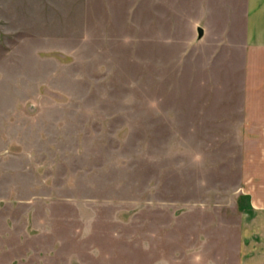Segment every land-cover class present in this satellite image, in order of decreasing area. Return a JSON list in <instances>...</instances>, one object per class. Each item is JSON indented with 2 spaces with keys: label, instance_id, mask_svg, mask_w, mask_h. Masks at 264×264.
<instances>
[{
  "label": "rangeland",
  "instance_id": "1",
  "mask_svg": "<svg viewBox=\"0 0 264 264\" xmlns=\"http://www.w3.org/2000/svg\"><path fill=\"white\" fill-rule=\"evenodd\" d=\"M224 6L0 0V264H243L264 134Z\"/></svg>",
  "mask_w": 264,
  "mask_h": 264
},
{
  "label": "crops",
  "instance_id": "2",
  "mask_svg": "<svg viewBox=\"0 0 264 264\" xmlns=\"http://www.w3.org/2000/svg\"><path fill=\"white\" fill-rule=\"evenodd\" d=\"M221 4H227L224 10L227 8L237 20L238 47L244 57L243 92L248 102L244 107L243 121L254 124L252 129L264 134V104L257 105L259 99L264 100V0H221ZM259 146L260 153L254 156L253 161L262 164L264 138L259 141ZM260 167L254 179L262 180L259 186L264 188V169ZM253 211L260 209L254 207ZM242 248L243 264H264V218L255 220L246 228Z\"/></svg>",
  "mask_w": 264,
  "mask_h": 264
},
{
  "label": "water",
  "instance_id": "3",
  "mask_svg": "<svg viewBox=\"0 0 264 264\" xmlns=\"http://www.w3.org/2000/svg\"><path fill=\"white\" fill-rule=\"evenodd\" d=\"M198 32H199V35L202 36V35H203V32H204L203 28L200 27V28L198 29Z\"/></svg>",
  "mask_w": 264,
  "mask_h": 264
}]
</instances>
